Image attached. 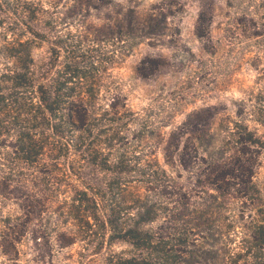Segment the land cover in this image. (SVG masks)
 Segmentation results:
<instances>
[{
	"label": "trees",
	"instance_id": "1",
	"mask_svg": "<svg viewBox=\"0 0 264 264\" xmlns=\"http://www.w3.org/2000/svg\"><path fill=\"white\" fill-rule=\"evenodd\" d=\"M107 5L0 0L2 264L76 244L83 264H264V83L220 132L136 112L115 69L156 28L118 3L96 22ZM241 12L259 70L264 0Z\"/></svg>",
	"mask_w": 264,
	"mask_h": 264
},
{
	"label": "rangeland",
	"instance_id": "2",
	"mask_svg": "<svg viewBox=\"0 0 264 264\" xmlns=\"http://www.w3.org/2000/svg\"><path fill=\"white\" fill-rule=\"evenodd\" d=\"M112 1L120 4L116 9H133L141 20L151 18L157 32L116 65L115 75L134 111L147 110L155 116L164 103L165 112L160 116L170 119L172 126L206 120L216 132L247 117L237 115L240 101L256 81L264 83V64L259 70L251 66L252 42L244 25L236 21L244 16L241 11L250 0ZM114 5L91 10L92 18L98 23L114 21ZM245 122L257 126L250 118ZM172 126L165 131H171ZM255 157L261 165L257 179L264 182V151L258 148ZM80 249L76 244L53 260L27 255L9 264H83Z\"/></svg>",
	"mask_w": 264,
	"mask_h": 264
}]
</instances>
